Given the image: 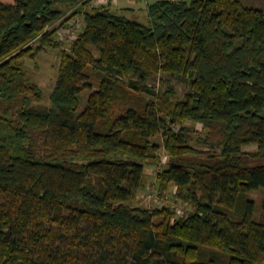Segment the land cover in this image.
Here are the masks:
<instances>
[{
	"label": "trees",
	"instance_id": "obj_1",
	"mask_svg": "<svg viewBox=\"0 0 264 264\" xmlns=\"http://www.w3.org/2000/svg\"><path fill=\"white\" fill-rule=\"evenodd\" d=\"M82 1L0 0V264H264V9L156 0L144 24ZM46 49L49 104L26 65ZM149 167L175 203L136 205Z\"/></svg>",
	"mask_w": 264,
	"mask_h": 264
},
{
	"label": "rangeland",
	"instance_id": "obj_2",
	"mask_svg": "<svg viewBox=\"0 0 264 264\" xmlns=\"http://www.w3.org/2000/svg\"><path fill=\"white\" fill-rule=\"evenodd\" d=\"M156 0H150V3H153ZM246 6L248 7H257L264 9V0H242ZM114 8L119 11L120 13H123L130 19H136L140 22L147 24L149 21L148 18V11H147V5L145 2L139 1V0H123L119 3L118 6H114ZM72 15V11L69 12L65 18H68ZM81 17V16H80ZM82 19V18H81ZM67 20V19H66ZM83 22V21H82ZM83 27V23L81 24ZM71 43H65V47L69 48ZM92 51L94 52L96 57H99V53L96 50V48H92ZM60 50L55 49H46L41 51L36 59L34 61H28L26 63L27 65V71L31 77V79L36 82L38 85H40L44 93L46 95L45 104H49L50 100V94L56 85V82L59 77V66H60ZM150 86L157 88L160 92H164L168 87H174L176 91L175 100L179 101L185 98L186 94L190 92V85L187 82L174 79L172 77H169L166 74H161L159 76H151L147 81ZM98 81L95 80V88L93 90L98 89ZM91 92H85L81 95V107L79 110V113H82L84 109L87 107L88 99L90 97ZM154 142L158 145H162V139L156 138L154 139ZM257 149V146H248L245 147L244 150L246 151H254ZM160 153L162 154L165 159H168L167 156H165V152L163 148L161 149ZM168 161V160H167ZM166 161V162H167ZM166 168V164L163 165L160 169L163 170ZM147 173L149 176L148 182H147V188L139 193L138 200L136 202L137 206L145 207V208H157V207H163L167 204H173L175 203V200L172 197V192L168 194V196L162 198L160 195L157 194L158 186L156 183V169L149 167L147 168ZM262 192V191H261ZM255 192L252 193L250 196L251 198L256 202L258 206L261 205L262 199H263V192ZM179 209H181V212L183 210L185 211L186 207L182 205H177ZM260 216V214L258 215Z\"/></svg>",
	"mask_w": 264,
	"mask_h": 264
},
{
	"label": "built area",
	"instance_id": "obj_3",
	"mask_svg": "<svg viewBox=\"0 0 264 264\" xmlns=\"http://www.w3.org/2000/svg\"><path fill=\"white\" fill-rule=\"evenodd\" d=\"M122 1L123 0H83L82 4L87 3L89 6L95 8L108 7V6L116 7ZM139 1L145 2L146 5L150 4V0H139ZM170 1H180V0H170ZM81 24H82V19L79 15L67 19L65 26L59 28V35L61 39L67 41L68 43L75 41L78 37L79 31L82 29ZM167 160L168 159H165L164 157L160 168L163 165H165ZM180 212L181 209L178 208V213L182 214Z\"/></svg>",
	"mask_w": 264,
	"mask_h": 264
}]
</instances>
